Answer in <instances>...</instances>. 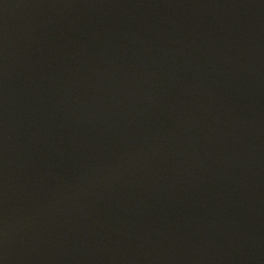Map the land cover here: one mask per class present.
<instances>
[{"label": "water", "instance_id": "water-1", "mask_svg": "<svg viewBox=\"0 0 264 264\" xmlns=\"http://www.w3.org/2000/svg\"><path fill=\"white\" fill-rule=\"evenodd\" d=\"M0 264H264V0H0Z\"/></svg>", "mask_w": 264, "mask_h": 264}]
</instances>
